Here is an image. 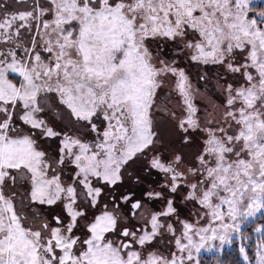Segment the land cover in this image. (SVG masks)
Segmentation results:
<instances>
[{
  "label": "rangeland",
  "instance_id": "1",
  "mask_svg": "<svg viewBox=\"0 0 264 264\" xmlns=\"http://www.w3.org/2000/svg\"><path fill=\"white\" fill-rule=\"evenodd\" d=\"M260 4L0 0V264H197L264 215Z\"/></svg>",
  "mask_w": 264,
  "mask_h": 264
},
{
  "label": "trees",
  "instance_id": "2",
  "mask_svg": "<svg viewBox=\"0 0 264 264\" xmlns=\"http://www.w3.org/2000/svg\"><path fill=\"white\" fill-rule=\"evenodd\" d=\"M149 5L150 4L148 3V5H145V7L151 8V5L150 6ZM256 10L257 11L264 10V5L260 4L258 7H253L252 11L256 12ZM9 78L10 80L15 79V77L11 75H9ZM184 103L185 101L182 100V104ZM184 112L188 114L190 111L186 109ZM263 207H264V203H263ZM87 223H85L84 225H87ZM259 227L261 228L260 235L257 236L255 234V231ZM238 241H240L241 245L245 250V254L247 256V261H246L247 263L243 261V259L241 258L240 250L237 243ZM260 241H264V215H260L253 221H250L247 224H245V226L238 233V239L236 240L234 239L232 241V245L230 248L223 249L221 253L218 255L216 254L200 255L197 258V264H257L255 253H256L257 244Z\"/></svg>",
  "mask_w": 264,
  "mask_h": 264
},
{
  "label": "crops",
  "instance_id": "3",
  "mask_svg": "<svg viewBox=\"0 0 264 264\" xmlns=\"http://www.w3.org/2000/svg\"><path fill=\"white\" fill-rule=\"evenodd\" d=\"M25 144L27 146L30 143H28V141H26ZM28 147H29L30 150H32L29 153V155L22 156V155L19 154V156L16 159V161L15 162L13 161V164L14 165L12 167L10 166L9 167V170H11V175H12V178H13L12 180L15 181V182H17L18 180H21L20 177L18 178V176H17V175H19L20 172L23 173V175H27L28 176V179H31L30 182H29L30 183V186H29V189H28V191H29V190L33 189V183H34V173H33L34 168L32 167L30 161L35 156V153H34L33 149L30 147V145ZM17 161H20V162H17ZM2 169L4 170L5 169V166H3ZM6 169H5V173H7ZM21 182H23V181L21 180ZM28 193L29 192L26 193L27 196H28ZM59 197L60 196H57L56 198L59 200ZM26 199L28 201H31V202L32 201L33 202L34 201H39V199H35V198H31V197L30 198L29 197L28 198L26 197ZM21 215H24V214H21Z\"/></svg>",
  "mask_w": 264,
  "mask_h": 264
},
{
  "label": "flooded vegetation",
  "instance_id": "4",
  "mask_svg": "<svg viewBox=\"0 0 264 264\" xmlns=\"http://www.w3.org/2000/svg\"><path fill=\"white\" fill-rule=\"evenodd\" d=\"M135 202H139V201H135ZM135 202H132V203H131V205H130V206H131V209H132V204H134ZM137 209H138V207H137ZM137 209H136V210H137ZM136 210H133V209L131 210V212H130V214H129L130 218L134 217V214H135V211H136ZM53 219L55 220V219H56V216H53ZM125 229H126L127 231L129 230L128 228H124L123 230H125ZM128 232H129V231H128ZM128 234H129V233H127V235H128ZM120 235L122 236V231H121ZM127 235H126V236H122V237H125V238H126ZM122 240H123V241H122V244H123V243H127V242H129V241L125 240V239H122Z\"/></svg>",
  "mask_w": 264,
  "mask_h": 264
},
{
  "label": "water",
  "instance_id": "5",
  "mask_svg": "<svg viewBox=\"0 0 264 264\" xmlns=\"http://www.w3.org/2000/svg\"><path fill=\"white\" fill-rule=\"evenodd\" d=\"M138 206H139V202H135L134 204H132V209H133V210H136ZM127 233H128V231H127L126 229L123 230V231H122V236H126ZM126 246H127V244H124V245L122 246V249H125Z\"/></svg>",
  "mask_w": 264,
  "mask_h": 264
}]
</instances>
